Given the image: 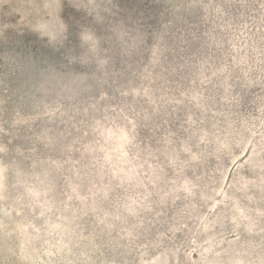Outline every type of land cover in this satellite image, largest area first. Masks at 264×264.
<instances>
[{
	"label": "rangeland",
	"instance_id": "obj_1",
	"mask_svg": "<svg viewBox=\"0 0 264 264\" xmlns=\"http://www.w3.org/2000/svg\"><path fill=\"white\" fill-rule=\"evenodd\" d=\"M0 264H264V0H0Z\"/></svg>",
	"mask_w": 264,
	"mask_h": 264
}]
</instances>
